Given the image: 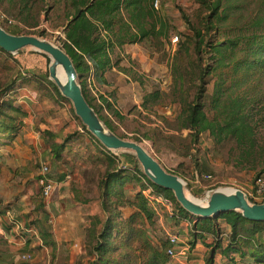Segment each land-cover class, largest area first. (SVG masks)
Wrapping results in <instances>:
<instances>
[{
  "label": "trees",
  "instance_id": "obj_1",
  "mask_svg": "<svg viewBox=\"0 0 264 264\" xmlns=\"http://www.w3.org/2000/svg\"><path fill=\"white\" fill-rule=\"evenodd\" d=\"M5 1L15 3V0ZM37 1L19 0L17 3L19 14L24 15L23 19L25 23H29L30 27L39 25L37 16L30 20ZM153 1L64 0L66 22L63 47L74 61L86 99L114 132H116L115 129L106 120L103 112H112L120 118L126 116L120 112L115 103L110 102L100 93L98 86L108 85L106 74L116 67L119 68L121 61H124L119 49H123L127 44L142 41L154 42L160 38L169 37L171 26L159 10L155 9ZM208 3L212 13L207 18V28L201 30L192 26L194 34L188 36L183 42V51L181 49L175 53V95H173L174 100L182 105L178 118L181 121V128L189 131L193 142H197L206 133L211 135L217 143L233 139L249 155L255 146L256 131L246 108L245 98L240 94L233 96L234 94L228 93V88L224 86L227 78L221 71L213 86L212 108L215 114L212 118L209 117L205 110L206 92L210 83L207 77L217 74L219 70L227 66H232L236 73L245 69V80L256 72L264 71V28L262 26L264 16L255 17L245 25L236 27L231 32L233 36L215 42L207 33L214 25L211 18H222L228 10L235 7L230 6L229 1L224 3L223 0H212ZM48 5L46 10L49 9ZM2 27L10 33L22 34V31H12L5 26ZM191 51L195 54L198 64L200 62L197 73L198 83L192 90L184 87L188 67L183 62L185 57L190 56ZM0 52L11 58L16 56L1 48ZM205 52L212 53L211 58L214 59V64L204 63ZM20 53L22 52L18 54ZM32 53H38L44 57L46 80L52 83L61 99L70 103L62 96L55 83L49 79L47 67L50 58L37 51H32ZM125 72L131 73L132 70L128 69ZM25 73L26 75L20 76L21 85L36 78V74ZM15 82L16 79L12 80L3 87V89L6 88L5 91L0 93V148L13 141L22 126V118L25 116L22 107L16 105L15 99L9 96ZM161 95L162 91L159 88L146 93L141 103L142 108L152 111ZM71 111L84 132L101 147L107 159V168L98 184L99 198L105 217H94L91 226L87 229L85 249L88 264H170L171 258L167 253L170 246L169 240L162 238L161 245H158L152 239L149 229L155 225L157 218L148 201L141 191L133 198L127 195V184L138 183L143 188L145 187L143 179L152 185L157 193L175 203L182 218L194 221L193 240L203 238L205 234L218 237L221 229L217 221L223 219L231 226L229 244L223 252L226 254L237 252L245 258L247 252L243 247L251 245L252 256L262 257L260 261L264 262V242L260 243L261 247H259L256 241L258 235L263 236L264 234V221L247 219L241 212L236 211L197 220L180 206L171 190L155 185L144 175L134 154L123 152L122 154L131 156L133 165L127 168L120 167L117 162L118 156L105 149L87 130L80 118L75 115L72 107ZM74 136L67 137L66 142ZM58 148V145L53 148L57 157L60 156ZM125 206L135 208V211L127 218L123 216L121 209ZM42 234L43 238L48 236L47 232H42ZM191 244L194 246L195 242L191 241ZM213 259L214 256H210L207 264H212Z\"/></svg>",
  "mask_w": 264,
  "mask_h": 264
},
{
  "label": "crops",
  "instance_id": "obj_2",
  "mask_svg": "<svg viewBox=\"0 0 264 264\" xmlns=\"http://www.w3.org/2000/svg\"><path fill=\"white\" fill-rule=\"evenodd\" d=\"M176 1L162 0V8H168ZM20 52L13 54L16 56L10 57V62L2 61L5 65L0 63L3 68L0 74L7 65L11 67L6 73L8 81L16 79V82L9 96L25 112L22 126L13 141L0 148V264H53V261L56 264L58 259L60 263L82 264L80 254L86 252L87 229L94 217H105L98 184L99 175H103L107 168V159L101 147L84 132L71 111L72 105L61 99L52 83L46 80L44 57L33 53L39 56L34 59L27 50ZM120 54L128 62L129 69L149 78L160 76L159 71L154 75L149 72V58L139 43L125 45ZM35 61L37 66L32 64ZM137 61L142 68L137 67ZM24 67L32 69L30 73L36 74V78L21 85ZM111 75L127 82L130 72L114 68L106 74L109 84L98 86L100 93L117 108L119 104L120 112L127 115L119 103L123 101V95L116 91L120 84L118 81L112 83ZM104 86L112 88L111 91H104ZM120 87L130 90V85L124 87L122 83ZM71 135H75L74 138L66 142ZM55 145L59 146V157L53 150ZM44 164L49 165V177L55 182L49 198L43 196L40 182ZM199 182V179L192 182L197 191L201 190ZM126 188L127 195L133 198L142 187L138 183H128ZM121 209L126 218L135 211L131 206ZM156 218L163 226L165 238L168 239V232L179 235V253L170 264H207L210 256H214L212 264H238L237 254L242 259L240 253L223 252L231 233V226L223 219L217 222L221 232L228 236L215 240L213 234H205L203 238L193 240L186 220ZM42 232H47L48 236L43 238ZM152 239L161 245L162 237L152 236ZM191 241L195 242L194 246ZM186 247L189 248L187 251L181 250ZM24 254H30L31 258L23 259ZM83 264H88L87 260Z\"/></svg>",
  "mask_w": 264,
  "mask_h": 264
},
{
  "label": "rangeland",
  "instance_id": "obj_3",
  "mask_svg": "<svg viewBox=\"0 0 264 264\" xmlns=\"http://www.w3.org/2000/svg\"><path fill=\"white\" fill-rule=\"evenodd\" d=\"M18 1L15 0V3H11L0 0V24L12 31H22V34H32L49 39L63 47V39L65 38L64 24L66 22L64 0H38L33 9V16L30 18L32 20L34 16H37L39 25L36 27H30L29 23H25L23 19L24 15L21 16L18 12ZM203 1L177 0L174 5L168 8L161 7L159 10L160 14L166 18L171 26L169 37L160 38V40H155L154 42H139L140 47L145 50L149 58L147 59V63L150 66L149 72L151 75H154L156 71H159L160 76L149 78L139 72L133 71V69H131L130 79H127L128 83L125 82L124 78L121 80L115 78L113 75L109 76L112 83L118 81L120 84L116 87V91L123 95V101L119 103L125 109L127 115L124 118H120L112 112L105 111L103 113L106 120H108L109 124L118 134L141 142L168 170L177 172L179 175L181 174L180 176L186 182L188 193H191L196 198L205 200L207 192H202V189L212 190L217 187H230L242 189L246 192L249 200H252L251 202L261 203L264 202V195L261 197L257 196L256 189L259 179H264V71L256 72L245 80V69L239 70L236 73L232 66H227L219 70L217 74L207 77L210 83L206 92L205 110L209 117L212 118L215 114L212 108L213 86L221 71L224 72L222 74L227 78L224 86L228 88V93L234 94L233 96L240 94L245 98L244 101L247 103L246 108L251 115L256 131L255 146L249 155L233 139L217 143L211 135L206 133L197 142H193L189 131L181 128V121L178 118L182 105L179 101L174 100L175 54L172 57L168 45L171 38L175 35L182 36L183 42L188 36H192L194 34L192 26L201 30L207 28V18L212 13L208 2L212 0ZM227 1H229L230 6L232 5L235 8L228 10L227 14L222 16V18H211L214 25L212 30L207 33H209L211 40L215 42L223 41L227 37L233 36L231 32L236 27L245 25L255 17L264 16V0H223L224 3ZM47 5L49 6L48 10H46ZM262 26L264 28V23ZM182 46L178 51H181V49L183 51ZM27 51L34 59L39 58L31 50ZM1 55L2 58L0 59L3 60H0V63L3 65L7 63L10 57L3 53ZM204 57V63L214 64V59L211 58L212 53L205 52ZM2 61L5 62L3 63ZM183 62L188 67L184 87L192 90L198 83L197 73L200 62L198 64V61H196L193 51H191L190 56L185 57ZM12 64L15 68L14 63ZM32 64L37 66V61ZM136 64H138V68H142L140 62L137 61ZM119 65V68L116 67L115 69L122 72L129 69L126 60L121 61ZM0 70H3V68H0ZM10 70L11 67L7 65L4 71H1L0 93L5 91L6 88L3 89V87L10 83L8 81L9 76L6 74ZM23 71L24 73L33 72L32 69L25 67ZM252 72H255V70H252ZM122 83L124 87L130 85L129 92L127 89L120 87ZM106 87H103L104 91L106 89L111 91L112 88ZM156 88L161 89V98L152 111L143 109L141 106L143 96ZM118 108H120L119 104ZM118 152H120L119 156L124 157L129 165H133L130 155L121 154L122 151ZM98 161L99 159H97ZM101 176L102 174L99 175L100 178ZM195 179H199L200 181L201 190L199 191L192 186V182ZM163 221L166 220L163 219ZM149 230L151 235L158 239L163 238L165 234L163 226L157 220L155 225L151 226ZM259 237L262 238L260 239ZM256 241L259 243V247H261L260 243L264 242V234L263 236L258 235ZM243 248L247 252V255L241 259L240 255L237 254L236 257L238 259L236 262L238 264H264L263 261H260L262 257L255 258L252 256L251 245ZM80 255L82 262L85 263L87 260V250ZM59 260L56 264H67L64 262L60 263ZM53 264H55L54 261Z\"/></svg>",
  "mask_w": 264,
  "mask_h": 264
},
{
  "label": "water",
  "instance_id": "obj_4",
  "mask_svg": "<svg viewBox=\"0 0 264 264\" xmlns=\"http://www.w3.org/2000/svg\"><path fill=\"white\" fill-rule=\"evenodd\" d=\"M0 48L10 54L34 50L50 58L48 73L63 97L68 99L76 116L87 130L111 152L133 153L144 175L155 185L171 190L180 206L192 217L199 219L217 217L236 211L250 220L264 221V202H251L245 191L230 187H217L209 191L205 200L188 193L186 182L177 173L168 170L141 142L114 132L86 99L79 73L73 59L64 47L32 34H13L0 25ZM63 70L65 78L59 75Z\"/></svg>",
  "mask_w": 264,
  "mask_h": 264
},
{
  "label": "built area",
  "instance_id": "obj_5",
  "mask_svg": "<svg viewBox=\"0 0 264 264\" xmlns=\"http://www.w3.org/2000/svg\"><path fill=\"white\" fill-rule=\"evenodd\" d=\"M153 5H154L155 9L160 10L162 7V0H154ZM182 42H183V39H182V36H180V35H175L171 38L170 43L168 45V49L170 50L172 57L174 56V54L178 50H180V48L182 46ZM119 51L121 53V49H119ZM23 75H26V73L23 72ZM112 153H114L118 156L117 162L119 163L120 167L127 168L130 166L126 162V159L124 157L119 156L120 152H112ZM49 174H50V167L48 164H44L41 168V176L42 177L40 179V182H41V186H42V194L45 198H49L55 189V182L49 177ZM206 177H208V176L206 175ZM143 183L145 184V187L141 188L140 191L143 193V195L146 198V200L148 201V204L151 207L152 211L154 212V214L159 219H163L165 217H168V218H171V219L177 220V221L186 220V222L190 226L191 230H193L194 221H192L191 219L182 218L180 215L179 208L175 203L165 199L162 195L157 193L155 191L154 187L152 185H150L145 179H143ZM209 191L206 193V195L209 193ZM256 194L259 197L264 195V179H262V178L259 179V181L257 183ZM226 236H228L227 233L221 232L218 235V237L214 235L213 238L215 240H218V239L220 240V239H222V237H226ZM167 237H168V240L170 242V246L167 249V253L171 257V259H174L175 257H177V255L179 253V250L177 248L178 244H179V235H177L175 233L168 232ZM228 238H229V236H228ZM188 249L189 248L186 247V248L181 249V250L187 251ZM22 258L23 259H30L31 255L30 254H24V255H22ZM193 264H201V263L197 262V263H193Z\"/></svg>",
  "mask_w": 264,
  "mask_h": 264
},
{
  "label": "bare ground",
  "instance_id": "obj_6",
  "mask_svg": "<svg viewBox=\"0 0 264 264\" xmlns=\"http://www.w3.org/2000/svg\"><path fill=\"white\" fill-rule=\"evenodd\" d=\"M59 75H60V77H61L62 79H64V78H65V75H64V72H63V70H62V69H60V73H59Z\"/></svg>",
  "mask_w": 264,
  "mask_h": 264
}]
</instances>
